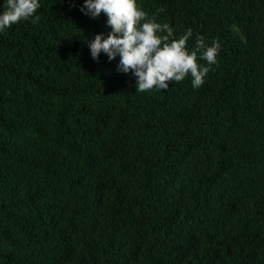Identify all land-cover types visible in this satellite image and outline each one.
Returning a JSON list of instances; mask_svg holds the SVG:
<instances>
[{"label": "trees", "instance_id": "1", "mask_svg": "<svg viewBox=\"0 0 264 264\" xmlns=\"http://www.w3.org/2000/svg\"><path fill=\"white\" fill-rule=\"evenodd\" d=\"M136 2L220 43L202 86L136 92L84 0L0 32V264H264V0Z\"/></svg>", "mask_w": 264, "mask_h": 264}, {"label": "clouds", "instance_id": "2", "mask_svg": "<svg viewBox=\"0 0 264 264\" xmlns=\"http://www.w3.org/2000/svg\"><path fill=\"white\" fill-rule=\"evenodd\" d=\"M3 7L0 32L21 21L40 19L36 15L39 0H5ZM80 11L92 19L101 14L107 17V27L111 29L107 37L97 34L87 42L91 57L97 62L101 53L109 62L119 57L117 71L135 77L136 92L167 90L170 82H182L189 75L193 88H198L217 63L221 47L218 41L212 40L209 45L204 37L197 36L189 52L192 29L174 38L170 25L157 23L136 0H84ZM198 60L206 61L207 66Z\"/></svg>", "mask_w": 264, "mask_h": 264}]
</instances>
